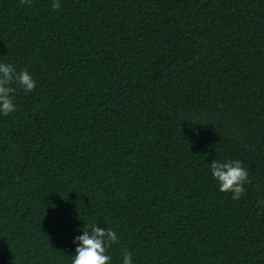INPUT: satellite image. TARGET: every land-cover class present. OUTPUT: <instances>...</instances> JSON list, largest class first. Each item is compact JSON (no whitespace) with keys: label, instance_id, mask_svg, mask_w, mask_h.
I'll return each instance as SVG.
<instances>
[{"label":"trees","instance_id":"obj_1","mask_svg":"<svg viewBox=\"0 0 264 264\" xmlns=\"http://www.w3.org/2000/svg\"><path fill=\"white\" fill-rule=\"evenodd\" d=\"M0 0V264H70L83 226L134 264H264V0ZM248 171L239 201L213 160ZM81 230V231H80Z\"/></svg>","mask_w":264,"mask_h":264},{"label":"clouds","instance_id":"obj_2","mask_svg":"<svg viewBox=\"0 0 264 264\" xmlns=\"http://www.w3.org/2000/svg\"><path fill=\"white\" fill-rule=\"evenodd\" d=\"M51 10L53 12L60 10L55 0ZM34 90L33 79L26 72L17 71L11 62H0V116H9L16 111L14 101L17 93L28 96ZM209 171L219 192L231 194L234 201H239L245 194L248 171L241 160L231 159L222 162L213 160ZM257 206H264V200H258ZM81 233L73 240L75 251L70 256V264H111L112 256L109 249L120 242L117 232L111 228H100L91 224L83 226ZM120 264H134L132 253L123 250Z\"/></svg>","mask_w":264,"mask_h":264}]
</instances>
